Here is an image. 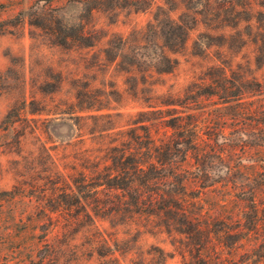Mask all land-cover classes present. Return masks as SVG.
<instances>
[{
	"label": "rangeland",
	"instance_id": "374dc122",
	"mask_svg": "<svg viewBox=\"0 0 264 264\" xmlns=\"http://www.w3.org/2000/svg\"><path fill=\"white\" fill-rule=\"evenodd\" d=\"M220 70L242 100L201 95ZM261 88L264 0H0V264H264ZM150 137L170 207L62 202Z\"/></svg>",
	"mask_w": 264,
	"mask_h": 264
},
{
	"label": "trees",
	"instance_id": "16d2710c",
	"mask_svg": "<svg viewBox=\"0 0 264 264\" xmlns=\"http://www.w3.org/2000/svg\"><path fill=\"white\" fill-rule=\"evenodd\" d=\"M211 75H213L212 81L202 86L201 95L218 96L224 102L243 99L244 90L239 88L235 81L230 80L225 70ZM234 87L236 90L233 89ZM263 90L264 88L260 89ZM196 133L194 131L193 135ZM136 138L138 139V136ZM137 139L136 143H138ZM197 139H188L185 144L193 148L192 145L197 146V142H194ZM171 149L167 143L156 144L153 139L144 150L136 146L126 150L114 146L109 153L111 163L101 168L99 162L88 160V171H81L80 177L73 176L72 184L63 192L69 199L63 198L62 202L70 208H105L109 199L117 197L120 193H126L134 198V205L128 203L131 205L129 207L168 208L170 203H167V199H175L179 193H186V178L182 175L183 172L169 173L174 163L173 160H166L168 153L166 151ZM189 149H186L185 156ZM143 155H147L148 159L145 160ZM171 177L174 179V184L171 182ZM101 192L105 193L108 200L100 197ZM158 202L166 204L159 207Z\"/></svg>",
	"mask_w": 264,
	"mask_h": 264
}]
</instances>
